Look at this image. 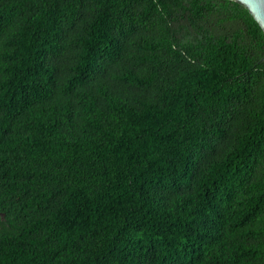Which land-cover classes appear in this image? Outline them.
<instances>
[{
  "label": "trees",
  "instance_id": "trees-1",
  "mask_svg": "<svg viewBox=\"0 0 264 264\" xmlns=\"http://www.w3.org/2000/svg\"><path fill=\"white\" fill-rule=\"evenodd\" d=\"M0 264H264L248 8L0 0Z\"/></svg>",
  "mask_w": 264,
  "mask_h": 264
},
{
  "label": "water",
  "instance_id": "water-1",
  "mask_svg": "<svg viewBox=\"0 0 264 264\" xmlns=\"http://www.w3.org/2000/svg\"><path fill=\"white\" fill-rule=\"evenodd\" d=\"M250 10L264 29V0H235Z\"/></svg>",
  "mask_w": 264,
  "mask_h": 264
}]
</instances>
